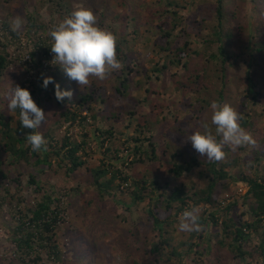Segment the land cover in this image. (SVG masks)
Instances as JSON below:
<instances>
[{
  "label": "rangeland",
  "instance_id": "rangeland-1",
  "mask_svg": "<svg viewBox=\"0 0 264 264\" xmlns=\"http://www.w3.org/2000/svg\"><path fill=\"white\" fill-rule=\"evenodd\" d=\"M178 1L185 9L175 20L178 24L175 35H180L183 29L191 31V28H197V24H185L187 20L202 22L206 19L203 22V34L210 32V22L217 23V18L208 13L209 8L205 6L206 3L215 4L216 0ZM255 2L258 0H242L240 3V13L233 27L235 31L243 28L244 32L238 35L232 46L237 56L232 63H239L234 67L231 65L226 87L221 82L213 81L207 92L194 93L173 86L172 74H182V67L169 66L159 74V79L152 72L155 66L162 69L172 56L154 44L162 35L161 31L158 35L153 33L155 25L161 23L158 19L154 21L153 14L164 5L159 0H0V53L12 62V66L0 76V112L11 120L13 128L19 125V114L9 111L7 99L12 86L19 85L36 93L33 99L45 112L46 121L37 131L43 134L50 129L53 137L60 142L66 135H73L79 141L88 135L87 154L82 151L86 164L71 175L67 174L66 164L54 156L49 158L52 167L41 165L34 168L23 161L15 164L11 155L0 147L3 171L5 174L11 173L9 178L0 175V264H21L13 240L14 230L19 224V211H26L47 193L62 199L66 208L63 223L56 232L63 260L58 262L37 248L42 259L38 264H264V260L256 255L254 258L246 256L242 260H234L228 254L230 251L220 245L225 239L221 226L226 215L225 207L234 205L227 218L229 216L237 220L241 217L244 222L249 221L248 216H243L246 211L244 196L248 191L245 188L247 184L241 180L243 175L255 177L258 172L264 177V61H259L260 58L252 51L254 28L264 21V13ZM80 6L93 11L100 28L106 30L114 23L117 42H123L126 63L133 69L129 73L130 77L141 83L127 99H120L118 93L114 92L115 86L120 83L117 74L122 65L103 80L90 77V82L81 87L77 82L67 79L62 69L59 75L56 74L55 69L59 65L52 63L54 55L49 62L41 52L37 54L36 44L45 39L51 41V32L55 27ZM199 9L202 11L201 16H195L194 13ZM17 15L23 18L20 32L12 30V21ZM3 24L8 25L9 29L3 28ZM197 32L196 29L192 30L189 42L192 48L201 51V37H198ZM146 70L151 78H148ZM40 73L44 77H53L57 83L58 80H65L68 90L73 92L71 100L66 98L69 101L67 106L72 111H76L81 95L95 91V96L101 97L98 103L92 104L97 119H90L84 128L79 126L80 123L71 126L72 130H69L68 124L58 126V115L63 110L54 95L47 96V91L53 85H49L42 94L38 93L39 88L43 89ZM153 88L161 91V94H152L146 100L148 90ZM221 90L224 92L221 104L231 105L242 119L248 121V126L242 125V119L239 123L250 134L253 142L236 148L224 146L225 156L218 162L224 165L230 163L226 167L234 180L227 179L218 185V203L194 206L190 202L188 210L199 209V217L209 219L211 213L219 214V226L208 222L205 227L200 226L199 230L181 231L179 224L183 221L184 212L175 216V206L167 211L162 207L159 211L155 205L158 200L165 199L173 187L184 186L193 194L208 185L205 165L195 167L180 178L169 173L168 169L170 163H181L188 158L189 150L193 149L188 137L195 131H205L201 127L202 123H206L215 135L210 106L219 98L217 92ZM198 98L204 101L199 102ZM202 103L205 106L209 103L204 107L205 110H202ZM160 105L164 106L161 110ZM113 114L117 115L116 118ZM83 115L88 113L84 112ZM144 117L149 120V123H143L148 125L150 132L140 137L141 143H136L134 139L139 137L138 125ZM97 129L113 131L114 136H101ZM149 141L156 146V159L135 163L139 159L137 154L134 155L135 147L151 156ZM109 149L111 152H108ZM101 163L115 165L129 174L131 180L121 184L116 182L120 184L119 187L101 197L91 171ZM32 175L40 184L42 192L36 190V185L29 184ZM18 176L21 179L19 188L13 182ZM140 178L149 182L157 181L161 187L160 190L156 186L152 187L153 194H145L143 202L134 201L131 195L134 184ZM241 188H245L243 192H240ZM150 210H154L164 222L161 232L155 229L149 216ZM218 210L221 212L218 213ZM195 231L200 236L192 239L197 246L189 252V258L181 261L179 257L172 256V250L177 247L185 257L188 247L181 244ZM164 239H170L169 245L162 243ZM257 240L258 236L250 232L248 240L241 244L243 250L249 252ZM224 243H232V239L226 238Z\"/></svg>",
  "mask_w": 264,
  "mask_h": 264
},
{
  "label": "trees",
  "instance_id": "trees-1",
  "mask_svg": "<svg viewBox=\"0 0 264 264\" xmlns=\"http://www.w3.org/2000/svg\"><path fill=\"white\" fill-rule=\"evenodd\" d=\"M159 2L164 3V5L159 9L157 8L153 14L154 21L158 19L161 23L157 26L155 25L153 33H157L156 35H158V32L161 31L162 35L159 39L154 41V44L158 46L161 51L165 53L170 52L172 56L168 63L163 64L162 69L155 66L152 72L156 74V77L159 79V74L164 72L169 66H175L177 68L182 67V74H172V83L175 88H182L185 92H207L208 86L214 83L213 81L221 82V85L226 87L228 72L231 65L234 67L236 63H239V61L232 63V61H235L237 58L232 51V46L235 40L238 39V35H241L244 32L243 28H238V30L235 31L233 27L238 19L240 13V3L242 0H216L215 4L206 3L205 6L209 8L208 13L217 18V23L210 22V32L208 34H203V22L206 19L202 22H198V20L194 22L187 20L185 21V24H188L189 26L197 24V28H191V31L183 29L180 35L174 34L176 28L178 27L175 20L178 18L181 10L185 9V7H182L178 0H159ZM255 4L258 5L259 9L262 13H264V0H258ZM256 9L258 10V7H256ZM201 13L202 11L199 9L194 13V15L201 16ZM168 24L170 25L168 26ZM110 26L111 27L106 30L111 31L114 35H116L117 31L114 27V23ZM3 28L9 29L8 25L5 24H3ZM195 29L198 31V37H201V51L192 48L189 42V39L192 36V30ZM254 31L255 41L252 45V51L260 58L259 61H264V21L260 22V25L254 28ZM13 34L17 35V33ZM52 44L53 41H48L47 39L36 44L38 49L37 54L41 52L42 56L48 58L49 62L52 60L53 56L50 49ZM123 48V42H117V59L123 67L119 71V74H117L120 79V83L115 86L114 92L116 94L118 93L120 99H127L129 94L133 90L139 88L141 83L140 81L135 82L133 78L130 77L129 73L132 72L133 69H130V65L126 63L127 57ZM10 66H12V62L8 61L6 56L4 57L0 53V76L3 75L10 68ZM61 69L62 68L60 66L56 67L55 72L57 75L60 74ZM145 72L147 73L148 78H151L148 74L149 71L146 70ZM42 78H44V74L40 73V80L43 83ZM58 82L62 89L68 90V85L65 80H58ZM93 84H95L94 81ZM43 90L47 89L39 88L38 93L42 94ZM47 92V96L54 95L55 97L54 85L52 86V89ZM147 93L148 97L146 100H149L152 94L159 95L161 94V91L153 88L152 90H148ZM217 93L219 98L216 99V102L221 104L222 99L224 98V92L221 90ZM31 94L32 97L36 95L34 91H31ZM100 99L101 97L95 96V91L93 93L86 92L80 96V102L77 104L76 111H72V109L67 106L69 101L65 99V101L61 103L55 98L63 110L58 115V126L68 124L69 130H72L76 123H80L79 126L84 128L90 119H97V112L92 104L94 102L98 103V100ZM197 101L203 102L204 99L198 98ZM202 105V110H205L204 107L208 106L209 103H207L206 106L204 103H202ZM163 107V105H160L159 110ZM16 111L19 114V110ZM84 112H87L88 115H83ZM112 116L116 118L117 115L113 114ZM10 121L11 120L9 118L5 117V115L0 112V147L3 152L11 155L15 164H19L23 161L27 163L29 167L36 168L41 165L52 167V163L49 161V158L54 156L59 158L60 162L66 164V171L68 175L78 172V170L85 166L86 161L84 160L82 151L87 154V134L84 137H81L82 140L80 141L78 138L75 139V136L73 135H66L60 142L53 137L52 130L49 129L46 133H43V136L48 143L41 151L37 152L32 150L31 145L25 139V136L32 130L23 129L20 125V119L19 125L16 128L11 126ZM148 121L149 120L146 117L143 119L141 118V123L138 125L139 129H137L139 137L134 139L136 143H141L142 136L150 132L148 125H144L145 122L149 123ZM151 122L150 124L152 125ZM241 123L243 126L249 125L248 121L245 119H242ZM97 132H99L101 136H114L113 131L110 130L104 131L102 129H97ZM144 140L148 139L145 138ZM150 146L152 152L151 156H148V153L142 152L139 147L134 148V155L137 154V156H139V159L136 160L135 163H144L146 160L150 159V161H153L156 159V146L153 142L150 143ZM108 152H111V149H109ZM117 152L118 151H113V153ZM114 156L117 158L116 155ZM32 159H34L33 162H31ZM229 164L230 163L226 165ZM123 165H125V162H123ZM201 165H205L208 171L206 176L209 181L205 188L199 189L195 193L190 194L184 186L173 187L172 190L167 193V197L165 199H161L156 202L155 208L161 211L163 207V209L167 211L173 209L175 206L177 208L175 216H177L179 213H183L190 209L191 201L194 206H199L201 204L209 206L218 203L216 195L218 185L220 183L222 184V182L227 179L234 180V178L231 177V174L227 171L226 165L219 164L218 161H207L205 157H202L198 152L192 149L189 150L188 158L183 162L170 163L168 172L173 174L175 177L180 178L185 173L192 172L195 167H199ZM91 171L93 172L94 182L98 189V194L101 197L105 194H110V192L117 189L121 183H128L131 180V176L129 174L124 173L111 163H101L96 169ZM10 174V172L9 174H5L2 168V163L0 162L1 177L9 178ZM241 180L248 185V191L244 196V206L246 211H244L243 216H248L249 221L244 222L241 217L237 220L230 218L229 216L227 218V215L231 212L234 205L225 207L224 213H226V215L224 216V220L221 224L225 239L220 242V245L222 248L225 247V249L230 251L228 254L234 260H242L246 256L254 258L255 255L264 260V177L257 172L255 177H246L243 175ZM13 182L19 188L21 184L20 177L18 176ZM116 182H120V184L117 185ZM29 184L36 185V190L38 192H42V188L34 175L30 176ZM155 186L157 187V190L161 189L157 181L149 182L144 178H140L139 181L134 184V189L131 192L134 201L143 202L146 198L145 194H153L151 188ZM163 197L164 196L162 195V198ZM64 205L65 204L62 202V199L51 193H47L42 195L41 199L36 201L33 205H30L26 211H19V217L17 218L19 224L14 230L13 240L16 245L21 264H38L41 262L42 259L40 257V253L36 251L37 248L45 251L50 258H56V261L58 262L63 260V253L58 245L56 232L64 220L63 215L66 212ZM219 212L221 211L218 210V213ZM149 216L151 217L155 229L161 232L164 222L159 219L154 210L149 211ZM219 219V214L211 213L209 215V219L199 217L198 223L203 227H205L208 222H212L216 226H219ZM250 232H254L258 236V240L256 241L255 246H253L254 248H252L249 252H246L243 250L241 244L248 240ZM193 234L194 235L181 244L183 247H188V250L185 252V257H183L177 247L172 250L171 255L177 258L179 257L181 261L189 258V252L197 246L196 243L192 242V239L198 235L200 236L197 231ZM226 238H231L232 243L225 244L224 240H226ZM169 242L170 239H164L162 241L165 245H169ZM33 255H36L35 258H33Z\"/></svg>",
  "mask_w": 264,
  "mask_h": 264
},
{
  "label": "clouds",
  "instance_id": "clouds-1",
  "mask_svg": "<svg viewBox=\"0 0 264 264\" xmlns=\"http://www.w3.org/2000/svg\"><path fill=\"white\" fill-rule=\"evenodd\" d=\"M23 18L15 16L12 30L20 32ZM53 41L51 52L54 55L52 63L59 65L67 77L81 87L90 82V77L105 79L108 74L121 67L117 59V37L108 30L97 25L96 15L90 9L80 6L69 17L60 22L51 32ZM54 85V94L58 102L71 100L73 92L62 89L53 77L43 78L42 87L47 89ZM10 112L19 110L20 125L23 129L32 130L25 136L33 151H41L47 141L38 129L46 121V115L34 101L30 90L19 85L12 86L7 93ZM211 124L215 126V135L208 129L206 123L201 127L205 131H195L189 135L193 149L209 161H219L224 158L223 148L231 145L234 148L252 143L248 132L240 125L242 116L229 104L213 102ZM221 139H217V137ZM199 209L186 210L183 221L179 224L181 231L199 230Z\"/></svg>",
  "mask_w": 264,
  "mask_h": 264
},
{
  "label": "built area",
  "instance_id": "built-area-1",
  "mask_svg": "<svg viewBox=\"0 0 264 264\" xmlns=\"http://www.w3.org/2000/svg\"><path fill=\"white\" fill-rule=\"evenodd\" d=\"M246 187L248 188V185H246L245 188H246ZM245 188H241V189H240V192H243Z\"/></svg>",
  "mask_w": 264,
  "mask_h": 264
}]
</instances>
